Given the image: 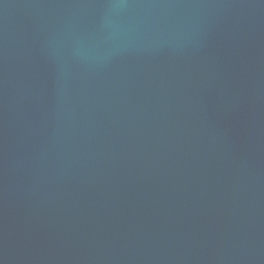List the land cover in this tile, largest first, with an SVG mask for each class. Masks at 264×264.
I'll use <instances>...</instances> for the list:
<instances>
[{
    "label": "water",
    "instance_id": "water-1",
    "mask_svg": "<svg viewBox=\"0 0 264 264\" xmlns=\"http://www.w3.org/2000/svg\"><path fill=\"white\" fill-rule=\"evenodd\" d=\"M0 264H264V0H0Z\"/></svg>",
    "mask_w": 264,
    "mask_h": 264
}]
</instances>
